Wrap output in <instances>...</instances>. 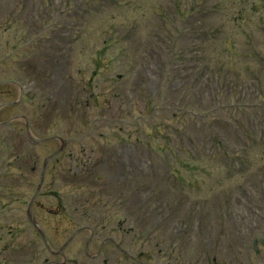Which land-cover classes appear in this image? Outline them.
Segmentation results:
<instances>
[{
    "label": "rangeland",
    "instance_id": "rangeland-1",
    "mask_svg": "<svg viewBox=\"0 0 264 264\" xmlns=\"http://www.w3.org/2000/svg\"><path fill=\"white\" fill-rule=\"evenodd\" d=\"M5 1L4 21L0 18V80L4 81L12 78L11 74L16 76L20 73L18 81L19 84H25L26 95L18 108L10 107L0 111V122L10 115L25 116L31 135L43 140L34 145L21 119L0 127L4 136H11L10 143L0 142V156L4 157L0 160V167L6 168L7 162L11 163L12 153L15 166L19 167L18 181L14 184L6 180L7 176L0 174V183H3L0 195H4V200L28 203L38 185L44 160L58 148H65L66 151L57 152L54 158L47 160L44 187L36 198L39 203L42 202L49 208L61 204L60 207L65 209V218L63 221H58L62 216L50 220L36 205L32 208L42 228L53 241L55 250L63 245L76 228H91L92 236L87 230H83V234L77 232L71 247L63 251L67 263L72 264L70 260L77 259L76 255L79 256L80 253V264H85L87 254L94 255L100 248L101 254L105 251L111 260L119 263L117 250L109 245L108 239L121 242L125 246L130 245L132 251L142 246L153 258L149 264H154L159 256L168 259L167 255L171 254L174 247L170 245L172 235L169 228L173 219L162 222V229L153 230L156 209L155 213L146 209L141 214L137 210L140 205L136 202L111 198L112 187L106 184L107 159L102 152H111L116 144V148L121 149L118 136L123 137V144L127 146L131 145L130 141L140 140L137 146L151 148L148 153L153 159L152 166H157L163 173L157 177L153 175L158 195L169 200L173 207L178 204L180 212L185 214L187 205L209 197L213 190L219 191L221 187L228 189L231 183L230 176L225 173V165L215 164L211 159L212 151L208 141H212L213 136L221 140L218 142L219 148L230 152L233 151L224 148L225 142L228 145L248 143L244 147V153H248L246 158L251 155L257 179H261V175L264 178V144L261 148L257 144L264 141L259 140V136H254L258 124L264 131V108L257 113L255 105L264 101L256 97L257 91L252 86L253 83H259L258 89L261 87L263 97L264 37L260 29L264 31V0H248L253 5L252 10L243 0H114L115 8H111L113 0H97L100 9L105 10H100L97 15L82 16L81 21L87 25L82 26V30H76L75 26V32L82 31L78 34V39L68 43L66 47L56 48V64L52 61L51 72L43 67L42 61L45 58H41L48 46L34 40V44L26 48L27 41H22L20 35L27 34L21 32L16 36L14 28L8 30V26H4L7 24L5 15L12 14L15 23L22 25L26 24V19L22 17L26 18L30 13L31 24L35 25L32 38L40 41L44 37L55 39L65 29L61 26L67 24L65 21L73 22L66 16L69 8H74V5L76 7L78 3L81 8L89 0H25L28 12L24 14H18L15 9L13 4L17 0ZM90 2L92 3L91 0ZM48 9L49 15L45 14ZM152 11L157 16H162L159 14L162 12L169 23L177 16L180 21H185L188 17L199 20L200 27L204 29V44L198 48L200 54L195 62H189L192 56L186 51L187 44L181 42L188 40L180 39H188L187 34L177 36V29L168 32L171 35L168 42L174 45L179 58L176 65L182 63L183 66L198 69L209 63L206 65L208 70L218 66L221 74L210 83L205 77L195 79L193 93L191 91L194 79H175L171 95L178 102L169 101L173 103L171 106L163 99L159 100L158 96L147 109L145 102L152 103L149 92L148 95L134 97L130 104L128 84L134 78L135 70L138 72L144 63L138 51L141 35L144 37L151 29L157 31L160 27V17L152 16ZM224 17L232 21L237 17L239 20L237 24L233 21V25L226 23ZM94 21L100 24H94ZM112 27L130 31L132 42L127 45L130 50L126 52V58L114 56L109 46L104 53L101 52L106 49L102 44L106 39L104 35ZM81 44L84 48H81ZM97 44L96 49L100 54L96 50L92 51V47ZM180 45L185 47L178 48ZM227 46L234 56L240 58L238 64L231 65V52L225 50ZM117 47L121 48L119 45ZM122 67L127 73L118 76L123 74ZM229 67L231 70H228ZM117 68H120L119 73ZM168 81L170 83V79ZM222 81L226 85V91L220 90V93L217 89L222 87ZM164 86L165 81L162 79L161 92ZM189 86L190 90H187ZM110 88L112 90H108ZM4 89L7 91L3 98L16 101L17 89L12 85L0 87L2 92ZM86 100H89L87 105ZM131 105L134 110L129 112ZM156 105L162 108L157 110ZM214 109L218 110L213 112ZM194 113L203 116L204 121H195ZM189 121H193L188 127L189 136L181 138ZM13 129L19 130V136ZM55 136L66 140L67 144L64 146L63 143L66 142L50 138ZM185 152L191 153L192 158L187 157ZM239 157L243 159L245 155L240 154ZM32 168H36L35 173L31 171ZM170 171L177 177L170 175ZM208 190L210 191L206 193ZM124 197L126 196L121 198ZM165 204L167 208H171L166 201ZM207 224L222 232L226 228L225 223L220 225L214 220H208ZM255 226L256 235L263 232L258 237L261 240L264 237V224L256 223ZM119 233L124 235L120 236ZM89 237L92 242L86 247ZM183 238L184 236L181 240ZM217 240L225 247L224 252H215L216 260L213 256L208 257L211 250H194V242L181 243L179 264H192L188 258L193 255L194 264H211V261L213 264H264V248L256 254L247 251L241 256L243 252L240 251V255L235 253V242L228 235L227 239ZM41 241L36 238L37 248L43 252L37 256L36 264H40L45 256L49 257L47 264L52 261L60 264L61 259L56 260L45 253ZM248 242L249 240L244 241ZM21 244H25V241ZM164 254L166 255L163 256ZM203 258L208 259L207 262L201 261ZM100 262L101 258L96 264H101Z\"/></svg>",
    "mask_w": 264,
    "mask_h": 264
}]
</instances>
